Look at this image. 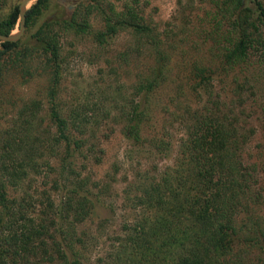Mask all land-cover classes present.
I'll list each match as a JSON object with an SVG mask.
<instances>
[{
    "label": "trees",
    "instance_id": "16d2710c",
    "mask_svg": "<svg viewBox=\"0 0 264 264\" xmlns=\"http://www.w3.org/2000/svg\"><path fill=\"white\" fill-rule=\"evenodd\" d=\"M212 1L203 20L208 24L209 15L217 36L226 41L218 50L219 68L225 71L243 63L252 46H259L264 60L263 0ZM17 3L3 12L0 8V33L13 28L18 19ZM46 7L47 0L30 2L24 25L31 27ZM93 19L98 27L92 24ZM221 26L226 27L222 34ZM206 27H202L204 34ZM120 29L128 30L136 41L155 44L152 27L130 0L119 6L97 0L78 2L69 15L42 19L25 43L0 42V88L6 74L18 68L27 74H31L30 68L43 72L47 76L45 99L32 98L29 111L33 119L24 120L35 125L44 117L53 128L45 140L39 133L33 136L9 175L17 183L27 174L25 169L31 168L34 174L43 171V176L50 177V191L55 192L50 196L48 190H42L44 201H37L42 209L34 203L29 208L24 196L10 200L7 179H0V264H87L86 248L94 240L84 229L77 232L78 226L100 208L113 214L116 200L128 213L100 264H240L244 250L235 247L237 241L257 242L258 237L247 233L246 224H236L237 214L248 208L244 193L251 176L240 156L245 136L237 133L229 116H217L218 112L208 107L206 112L196 111L184 104V111L174 115L186 121L185 131L175 144L163 136L158 138L152 130L156 104L149 97L157 96L169 77V60L176 57L171 49L150 47L151 63L134 70L130 96L122 104L104 108L98 101L66 102L59 97L64 57L60 38L68 32L88 33L101 45ZM213 61L188 62L191 65L182 76L192 90L207 89L217 70L211 68ZM182 71L178 66L172 78L178 81ZM178 82L175 87L180 91L182 83ZM114 122L136 155L163 153L168 157L171 152L167 165L120 170L115 163L103 174L93 176L90 169L101 159L95 151H102L98 132L106 123ZM43 150L50 160L41 162ZM259 232L264 242V229Z\"/></svg>",
    "mask_w": 264,
    "mask_h": 264
},
{
    "label": "rangeland",
    "instance_id": "374dc122",
    "mask_svg": "<svg viewBox=\"0 0 264 264\" xmlns=\"http://www.w3.org/2000/svg\"><path fill=\"white\" fill-rule=\"evenodd\" d=\"M18 1L0 0L1 11L8 10ZM95 1L47 0V7L43 13L36 18L31 27L24 25L17 40H21L22 44L25 43L29 39L28 34L42 19L55 14L69 15L76 3ZM97 1L119 6L129 0ZM130 1L142 14L144 21L152 27L155 44L136 41L135 37L125 29L118 30L113 37L101 45L92 40L88 33L80 35L66 33L60 38V52L64 57L59 97L66 102L98 101L99 106L104 108L111 104H122L130 96V82L134 78V70L151 63L150 47L159 45L158 47L171 49L176 57L169 60V77L164 81L156 98L153 95L149 97V101L156 104L152 111L154 114L152 130L158 138L163 136L165 140L175 144L185 131L186 121L175 118L174 115L184 111L181 107L184 104H188L196 111L206 112L208 107L217 111V116H229L237 133L245 136L240 156L242 162L248 166L246 170L251 176L249 188H246L244 193L246 194L244 202L248 208L237 214L236 224H246L244 227L247 233L258 237L257 242L248 239L239 240L235 247L244 250L243 254H240V264H264V242L259 232V229H264V60L259 46L257 48L252 46L249 49V57L246 61L222 71L219 68L221 62L218 50H221L226 41L221 35L217 36L209 15L208 24L203 20L205 11L213 6L212 0ZM93 23L98 27L99 24L94 22V19ZM204 25L207 26L206 34L202 30ZM17 28L18 19L11 31ZM224 29L226 30V27L221 26L219 32L224 33ZM179 54H184L185 57L181 58ZM209 58L215 60L210 64L211 68L217 70L211 75L207 89L200 87L192 90L182 73L191 65L188 62L199 59L206 63ZM32 63L36 61L33 60ZM178 66L183 68L182 78L178 79V81L182 79L180 91L175 87L178 81L172 78L174 69ZM30 70L31 74L20 72L19 68L8 72L0 88V179H7L6 193L9 199L18 201L24 196L26 201L30 202L29 208L33 207V203L34 206L38 205V199L44 201L40 193L42 190H48L50 196H55V192L50 191V177L43 176V171L34 174L31 168L25 169L27 166L25 165L27 174L17 183H14L15 179L9 175L15 162L32 143L33 136L39 133L45 140L47 132L53 130L44 117L39 118V122L35 125L28 124L29 118L33 119L32 112L29 111V101L32 98L44 101L47 78L41 71L33 72L32 68ZM174 96H177V99L172 98ZM40 113L43 116V111ZM25 118L28 119L27 122ZM118 130L115 122L100 127L99 147L102 151L99 153L96 149L95 153L101 159L97 166L90 169L93 176L103 174L115 163L120 165V170L138 165L161 169L170 161L171 152L168 157L163 153L136 155L133 150L128 149L125 138ZM40 160L41 162L50 160L44 150ZM119 204L116 200L113 214L106 211V208H100L90 219L78 226L77 232L84 229L90 233L89 238L93 236L94 240V243L86 248L87 264H100V259L104 260L112 236L117 232L123 216L128 213L121 209ZM42 207L43 205L40 204L37 206L39 210ZM29 208L26 206V209ZM127 210L130 212L129 209ZM255 227L257 229L254 232ZM240 233L245 234L242 231ZM31 259L34 257L31 256Z\"/></svg>",
    "mask_w": 264,
    "mask_h": 264
},
{
    "label": "water",
    "instance_id": "95a60500",
    "mask_svg": "<svg viewBox=\"0 0 264 264\" xmlns=\"http://www.w3.org/2000/svg\"><path fill=\"white\" fill-rule=\"evenodd\" d=\"M33 0H19L17 3V10H18V28L15 31H10L8 33H0V42L4 40H12L15 41L18 39L19 35L22 33L24 24H25V10L26 7L32 2Z\"/></svg>",
    "mask_w": 264,
    "mask_h": 264
}]
</instances>
